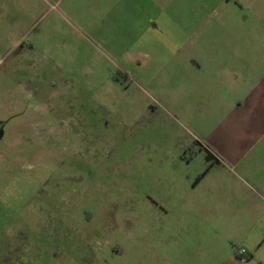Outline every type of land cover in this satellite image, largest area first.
Segmentation results:
<instances>
[{"label": "rangeland", "instance_id": "374dc122", "mask_svg": "<svg viewBox=\"0 0 264 264\" xmlns=\"http://www.w3.org/2000/svg\"><path fill=\"white\" fill-rule=\"evenodd\" d=\"M176 1L193 41L157 67L123 40L134 0H0V264L264 260L263 203L211 195L237 126L205 72L264 69V0ZM227 203L233 241L197 215Z\"/></svg>", "mask_w": 264, "mask_h": 264}, {"label": "crops", "instance_id": "0c3cea01", "mask_svg": "<svg viewBox=\"0 0 264 264\" xmlns=\"http://www.w3.org/2000/svg\"><path fill=\"white\" fill-rule=\"evenodd\" d=\"M180 6L176 0H134L125 3L118 14L119 19L126 23L124 42H145L140 45L142 54L155 60L157 67H163L164 59L175 58L182 46L189 47L193 41L190 31L195 29V25L186 19V15L182 16ZM236 53L238 55L239 50ZM225 62L218 68L215 65V69H205L208 78L206 95L216 103L215 106H220L228 119L235 120L237 143L229 151V158H233L235 164L226 163L227 171L223 172L221 180L215 181L211 195L214 198L220 195L227 202L231 195L235 197L246 193L264 205V69L245 67L241 61L231 65ZM231 176L234 182L240 183L239 188H230ZM201 182L203 178L198 179L196 184ZM209 206H205L208 211L204 209L197 215L209 217L210 213V217L219 221L214 222L216 225L212 227L217 235L235 240L237 234L232 229L239 224V211L232 207V203L216 208ZM261 207L256 213L264 218V206ZM223 219L224 222H231L230 228L219 229L218 224L223 223ZM251 257H254L253 253ZM259 261L258 264H264V260Z\"/></svg>", "mask_w": 264, "mask_h": 264}, {"label": "built area", "instance_id": "2783aa9c", "mask_svg": "<svg viewBox=\"0 0 264 264\" xmlns=\"http://www.w3.org/2000/svg\"><path fill=\"white\" fill-rule=\"evenodd\" d=\"M237 255L242 261H248L250 258V252L245 246H241L237 249Z\"/></svg>", "mask_w": 264, "mask_h": 264}, {"label": "trees", "instance_id": "16d2710c", "mask_svg": "<svg viewBox=\"0 0 264 264\" xmlns=\"http://www.w3.org/2000/svg\"><path fill=\"white\" fill-rule=\"evenodd\" d=\"M205 175V174H204ZM204 175H202L199 179H201Z\"/></svg>", "mask_w": 264, "mask_h": 264}]
</instances>
